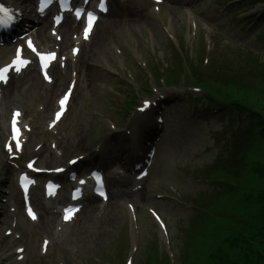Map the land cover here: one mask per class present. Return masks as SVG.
<instances>
[{
	"label": "rangeland",
	"instance_id": "rangeland-1",
	"mask_svg": "<svg viewBox=\"0 0 264 264\" xmlns=\"http://www.w3.org/2000/svg\"><path fill=\"white\" fill-rule=\"evenodd\" d=\"M223 1L194 0L188 6L187 0H164L163 6L159 7V15H155L151 10L153 5L147 0H128L120 5L118 21L128 11L127 19H133L134 22L128 24L127 21H120L108 35L106 30V34L98 37V32L109 22L110 17L105 18L95 29L89 45L80 57L68 63L64 73L57 67L53 70L54 82L50 86H44L34 70L12 79L3 91L0 106V159L4 156L2 143L5 138L1 122L7 121L13 104H18L33 129L30 144L26 147L20 165L35 156L32 148L36 145L41 146L39 163L45 168L65 165L68 159L78 155L90 156L97 145H100L110 164L128 165L129 160L122 153L121 138L128 132H136L142 122L140 119H143L136 114L134 106L125 105L129 87L137 90L145 81L144 65L149 69L158 59H162L164 64L169 60L174 61V53L168 44L169 37L176 35L180 38L178 48L184 52L190 46L187 12L196 23V29L193 30L197 37L195 45L200 46L209 35L214 39L212 58L221 59L222 64L225 61L230 64L234 62L223 44V40H228L232 42V48L253 51L257 64H264L262 41H258L254 35L240 44L236 41L238 35H235L240 26L232 27L229 21H220L214 10L219 9L218 4ZM116 4V0H111L112 11ZM48 22L47 27L43 24L38 32L41 39L45 37ZM65 29V26L61 27V31L66 32ZM63 39L67 41L66 34ZM62 44L60 49L67 48L64 41ZM10 50H0V64L2 56ZM247 62L250 63V59ZM239 65L240 62L235 65L236 68ZM72 70H75L77 82L68 114L55 132L49 134L45 129L54 108V100L66 87ZM162 90L164 88H159L158 94L163 95H157L168 96L164 102L167 107L162 110V137L143 191L136 197L113 198L99 221L94 220L99 214L93 211L82 212L76 223L58 241L52 237L57 215L46 211L41 190L35 189L33 192L41 223L31 226L22 216L21 203L14 185L15 173L10 167L6 170L2 168L0 200L5 195L6 203L1 207L4 215L0 217V264H13L14 261L13 247L8 245L9 238L2 237V229L10 228L12 222L9 218V206L12 203L15 204V217L20 224L16 234L19 235L20 245L26 249V261L21 264H55L56 260L62 264H123L128 254L126 234L128 232L130 236L131 222L125 207L120 206L119 202L124 203L126 200L136 206L139 230L133 264H149L155 255V245L160 250L165 249V237L161 236L148 217L147 207L155 209L166 220L168 246L174 252L175 264H185L187 259H191L195 251L191 237L193 211L172 201H157L154 195L172 190L178 198L189 201L198 193L208 194L211 186L197 181L193 175L208 168L227 149L226 146L233 141L227 129L232 132L233 129L227 119L219 120L217 117L190 124L194 111L204 109L205 103L187 97L182 94V90L179 95L178 89L169 88L168 92ZM111 124L116 127L114 132L110 130ZM51 141H55L61 157L51 154ZM129 182V178H119V181H113V185L127 189ZM60 199L64 203L66 197L63 195ZM43 234L53 239L46 257H42L39 251Z\"/></svg>",
	"mask_w": 264,
	"mask_h": 264
},
{
	"label": "snow or ice",
	"instance_id": "snow-or-ice-1",
	"mask_svg": "<svg viewBox=\"0 0 264 264\" xmlns=\"http://www.w3.org/2000/svg\"><path fill=\"white\" fill-rule=\"evenodd\" d=\"M159 2H160V0H157V3H159ZM100 7H101L102 11L106 10L105 6H104V3H103V0L101 2ZM41 11H43V9H41ZM14 16H15V14H14L13 10L5 7L4 5H0V27H7L9 22L14 21ZM79 16H80V13L77 12V18H79ZM88 19H89L88 26L85 28V32H84L85 39L88 38V33L91 30L92 23L95 21L96 17L92 13H89L88 14ZM57 22H59V21H57ZM28 48L31 49L32 52H36V49L33 47L31 41L28 42ZM37 55H39V53H37ZM40 58H41L42 61H44V66L47 67V62L49 60L53 59L54 57L53 56H41ZM15 63H16V65H26L28 63V61L20 60L18 58ZM16 71H20V68L16 67ZM7 72H8V68L0 69V81L6 82L5 73H7ZM44 78L45 79H49L47 74H45ZM67 100H68V96L67 95H65L63 97V99L60 100V104H61L62 107H63V105L65 104V102ZM147 107H148V104L145 103L144 108H142L141 111H144ZM57 119H59V113L57 114ZM100 195L103 196L104 193L101 192ZM29 215L32 216L33 219H35V216L32 214L30 209H29ZM69 218H70L69 216H65V219H69Z\"/></svg>",
	"mask_w": 264,
	"mask_h": 264
},
{
	"label": "trees",
	"instance_id": "trees-1",
	"mask_svg": "<svg viewBox=\"0 0 264 264\" xmlns=\"http://www.w3.org/2000/svg\"><path fill=\"white\" fill-rule=\"evenodd\" d=\"M262 116V115H261ZM255 121L257 123L258 129H260V132L264 133V115L262 118H255ZM264 176V173L260 174V177ZM261 232L254 237L253 240H257V242L253 243L255 250L250 253V256H244L243 259L247 264H264V226L260 229ZM259 230V231H260ZM238 235L236 234L235 237ZM228 237V236H227ZM242 238H235L234 240L239 241ZM240 241H244L243 239ZM252 242V240H250ZM250 243V242H249ZM232 246V244H230Z\"/></svg>",
	"mask_w": 264,
	"mask_h": 264
},
{
	"label": "bare ground",
	"instance_id": "bare-ground-1",
	"mask_svg": "<svg viewBox=\"0 0 264 264\" xmlns=\"http://www.w3.org/2000/svg\"><path fill=\"white\" fill-rule=\"evenodd\" d=\"M3 1H5V2H7L9 5H11V6H14L16 9H23L22 8V3L24 2V3H27L29 0H3ZM21 7V8H20ZM25 7V6H24ZM26 9L28 8V7H25ZM22 12H23V15H25V13H26V10L25 9H23L22 10ZM112 17H116V14H115V12H113L112 13ZM114 22V21H113ZM116 22V21H115ZM49 46L48 45H46V46H44V48H48ZM42 51H47L46 49H43ZM8 61V60H7ZM6 61V62H7ZM5 62V63H6ZM4 63V64H5ZM1 164H5L4 163V159H3V157L1 158ZM91 208V206L89 205V204H86V207H85V209H90ZM92 209V208H91ZM9 242L10 243H12V242H15L13 239H9Z\"/></svg>",
	"mask_w": 264,
	"mask_h": 264
}]
</instances>
